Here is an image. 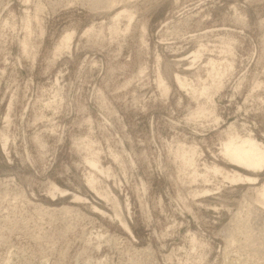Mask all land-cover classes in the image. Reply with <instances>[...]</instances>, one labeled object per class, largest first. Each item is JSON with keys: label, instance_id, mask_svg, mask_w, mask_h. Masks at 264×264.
<instances>
[{"label": "rangeland", "instance_id": "rangeland-1", "mask_svg": "<svg viewBox=\"0 0 264 264\" xmlns=\"http://www.w3.org/2000/svg\"><path fill=\"white\" fill-rule=\"evenodd\" d=\"M230 135L264 145V0H0V264H264Z\"/></svg>", "mask_w": 264, "mask_h": 264}, {"label": "bare ground", "instance_id": "bare-ground-1", "mask_svg": "<svg viewBox=\"0 0 264 264\" xmlns=\"http://www.w3.org/2000/svg\"><path fill=\"white\" fill-rule=\"evenodd\" d=\"M222 153L230 164L245 170H260L264 166V145L249 135L245 137L230 135L223 143ZM217 171L216 168L215 172ZM237 177L239 179L242 178L241 175H237ZM239 179L236 178L234 180L238 181ZM246 180L254 181L255 178L246 177ZM258 193L260 198L264 200V187H261Z\"/></svg>", "mask_w": 264, "mask_h": 264}]
</instances>
